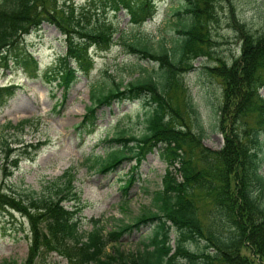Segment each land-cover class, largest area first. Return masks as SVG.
Returning a JSON list of instances; mask_svg holds the SVG:
<instances>
[{
  "label": "trees",
  "instance_id": "trees-1",
  "mask_svg": "<svg viewBox=\"0 0 264 264\" xmlns=\"http://www.w3.org/2000/svg\"><path fill=\"white\" fill-rule=\"evenodd\" d=\"M211 1L182 0L174 12L179 34L169 40L161 36L150 43L143 35L123 39L129 52L154 60L157 68L119 63L118 74L105 89L90 88V102L76 124L88 132L101 104L143 98L148 105L144 129L134 133L121 128L107 136L108 150L97 155L92 166L104 172L124 159L139 161L156 147L168 167L161 187L151 191L150 203L132 220L120 219L110 229L94 218L91 228L83 230L74 209L63 202L70 184L60 179L63 175L52 182L48 193L21 187L9 196L0 194L1 207L24 212L31 223L28 254L22 264H34L42 256L44 260L52 250L70 264H253L241 251L244 246L264 262V95L259 92L264 86V29L253 34L250 28L237 24L242 41L240 56L230 66L222 63L214 67L224 79L215 122L224 136L221 148L211 150L200 143L204 128L190 99L186 101L194 113V129L186 122L176 124L167 96L174 75L192 67L188 59L208 54L205 23ZM120 7L133 24L145 21L156 9L154 0H85L79 4L74 0H0V66L37 70L38 61L23 47L22 39L46 21L64 35L66 48L57 57L52 73L56 84L67 89L79 72H89L90 45L103 50L122 38L109 16ZM182 11L188 14L182 17ZM126 74L132 78L124 82ZM13 88L14 84L0 85V105ZM28 120H8L5 126L22 129ZM1 144L6 152L12 149L4 138ZM40 144L29 143L33 149ZM132 179L122 185L124 191ZM198 190L211 200L209 220L201 217L195 198ZM144 223L153 225L147 239L135 249L121 247L119 238ZM169 227L175 231L173 242ZM191 242L198 245L192 247ZM1 264L17 261L4 260Z\"/></svg>",
  "mask_w": 264,
  "mask_h": 264
},
{
  "label": "rangeland",
  "instance_id": "rangeland-1",
  "mask_svg": "<svg viewBox=\"0 0 264 264\" xmlns=\"http://www.w3.org/2000/svg\"><path fill=\"white\" fill-rule=\"evenodd\" d=\"M74 1L82 3L84 0ZM154 1L155 13L139 24L129 21L123 7L109 13L117 33L122 32V38L116 39L107 49L91 46L89 73H80L65 91L56 84L52 73L58 55L66 48L64 35L47 22L24 34L22 45L38 60L37 70H26L18 65L0 66V85L14 83L12 95L0 105V194L9 196L21 187L48 193L52 191V182L63 175L60 179L70 183L63 202L74 209L83 230L91 228L93 218H99L105 228L110 229L120 219L124 222L132 220L150 203L151 191L161 187L168 167L167 160L156 149L147 152L140 161L124 159L114 169L104 172L92 166L94 158L108 150L105 137L121 128L134 133L144 129L148 105L143 98L113 99L98 106L95 124L88 133L80 131L76 124L90 102V88L105 89L107 82L118 74L119 63L157 68L154 60L129 52L123 39L143 35L150 43H156L158 37L169 40L179 34L174 12L182 0ZM187 14L181 12L182 17ZM205 24L208 54L188 59L192 67L174 75L167 96L174 107V122L178 125L186 122L194 129V113L186 101L190 99L204 128L200 143L214 150L224 143L223 133L215 125L224 95V79L214 67L222 63L230 66L240 56L242 41L237 24L250 28L253 34L264 29V0H212ZM124 77V82L132 78L128 74ZM259 92L264 95V86ZM24 118L30 120L22 129L5 126L8 120L16 123ZM1 138L12 148L9 152L4 150ZM37 140L41 144L33 149L29 143ZM131 175L134 177L124 191L122 184ZM196 193L201 217L211 219L207 214L211 205L209 196L201 190ZM152 229V224H140L124 233L119 244L125 249H135L142 239H147ZM31 235V223L24 212L0 206V264L11 259L22 264L28 254ZM174 235L175 231L169 227L172 242ZM197 245V242H191L192 247ZM241 251L253 264H264L250 248L244 246ZM46 255L44 260L43 256L38 257L34 264H70L66 257L53 250Z\"/></svg>",
  "mask_w": 264,
  "mask_h": 264
}]
</instances>
